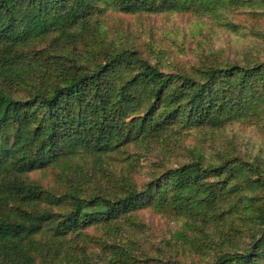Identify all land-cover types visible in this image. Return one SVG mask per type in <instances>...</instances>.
Listing matches in <instances>:
<instances>
[{
	"label": "trees",
	"instance_id": "obj_1",
	"mask_svg": "<svg viewBox=\"0 0 264 264\" xmlns=\"http://www.w3.org/2000/svg\"><path fill=\"white\" fill-rule=\"evenodd\" d=\"M100 4L228 20L237 45L207 25L110 46ZM263 22L264 0H0V264H89L84 231L147 205L200 221L185 256L214 223L211 264H264V154L209 153L231 122L264 123Z\"/></svg>",
	"mask_w": 264,
	"mask_h": 264
},
{
	"label": "rangeland",
	"instance_id": "obj_2",
	"mask_svg": "<svg viewBox=\"0 0 264 264\" xmlns=\"http://www.w3.org/2000/svg\"><path fill=\"white\" fill-rule=\"evenodd\" d=\"M250 4L254 7L253 2ZM98 7H102L103 10L101 16L98 17L100 25L104 29L101 38L105 37L106 43H109L110 46L122 43L127 46L142 47L153 45L157 49L164 45L172 47L175 41L170 38L177 37L174 32L178 31L179 27L181 29L186 27L185 30L189 31L199 30L200 27L207 25L217 33V39L221 45H237V32L232 30L237 26L230 25L228 20H214L213 18L208 20L202 16L197 21L191 15L182 17V15H177L178 13L169 15L168 19V15L162 13H126L111 4H106V6L100 4ZM257 9L255 7L246 8L250 12ZM244 13H230V19H232H229L230 22L242 23L244 28L248 27V23L244 20ZM229 26L232 29L228 28ZM46 45V41L41 42L36 50H41ZM156 57H158L157 52L151 59L156 61ZM201 134L203 133H198L194 129L188 131L190 136L185 141L190 142L197 136H202ZM211 141L216 143L211 152L209 151L212 154H215L216 151L229 150H233L235 153L239 152L243 156L264 154V123L231 122L225 130L213 133ZM234 145L238 147L236 151ZM143 161L147 164L140 173L141 182L148 177L145 173H149L148 170H152L154 167L153 165L148 168L150 166L148 160ZM35 176L38 179H44L43 173H38ZM48 179H52L50 172L45 180ZM131 215L132 218L129 221L125 219L124 221H111L104 225L100 223L92 225L84 231L85 235L82 237L79 247L85 251L86 257L90 260L89 264H211L212 247L216 246L222 238L220 234L216 233L218 226L214 223L208 224L205 228V232L208 233L204 240L205 249L199 257L192 255L193 262L191 258L185 256L189 252L183 253L178 243H181L180 234L184 233L191 239L203 233L197 229V226L201 224L198 219L191 218L185 212H181L180 215L176 212L173 213L170 209H167L166 212L157 211L148 205L132 211ZM45 264L66 263L50 260Z\"/></svg>",
	"mask_w": 264,
	"mask_h": 264
}]
</instances>
